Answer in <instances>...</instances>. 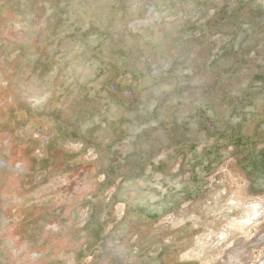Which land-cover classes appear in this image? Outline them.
Returning <instances> with one entry per match:
<instances>
[{
	"label": "rangeland",
	"instance_id": "1",
	"mask_svg": "<svg viewBox=\"0 0 264 264\" xmlns=\"http://www.w3.org/2000/svg\"><path fill=\"white\" fill-rule=\"evenodd\" d=\"M0 264H264V0H0Z\"/></svg>",
	"mask_w": 264,
	"mask_h": 264
},
{
	"label": "built area",
	"instance_id": "2",
	"mask_svg": "<svg viewBox=\"0 0 264 264\" xmlns=\"http://www.w3.org/2000/svg\"><path fill=\"white\" fill-rule=\"evenodd\" d=\"M81 146V145H80ZM88 153V152H87ZM89 154V153H88Z\"/></svg>",
	"mask_w": 264,
	"mask_h": 264
}]
</instances>
